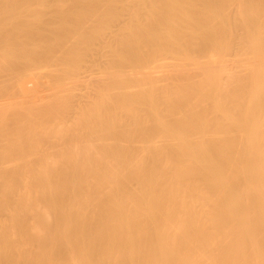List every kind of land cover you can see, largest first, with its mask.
Instances as JSON below:
<instances>
[{
  "label": "bare ground",
  "instance_id": "obj_1",
  "mask_svg": "<svg viewBox=\"0 0 264 264\" xmlns=\"http://www.w3.org/2000/svg\"><path fill=\"white\" fill-rule=\"evenodd\" d=\"M0 264H264V0H0Z\"/></svg>",
  "mask_w": 264,
  "mask_h": 264
}]
</instances>
